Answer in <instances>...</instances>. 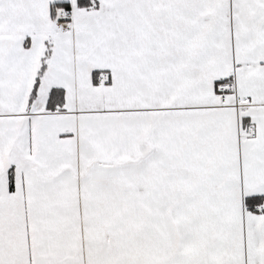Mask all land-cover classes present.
Masks as SVG:
<instances>
[{
	"label": "snow or ice",
	"instance_id": "snow-or-ice-1",
	"mask_svg": "<svg viewBox=\"0 0 264 264\" xmlns=\"http://www.w3.org/2000/svg\"><path fill=\"white\" fill-rule=\"evenodd\" d=\"M0 264H264V0H0Z\"/></svg>",
	"mask_w": 264,
	"mask_h": 264
}]
</instances>
